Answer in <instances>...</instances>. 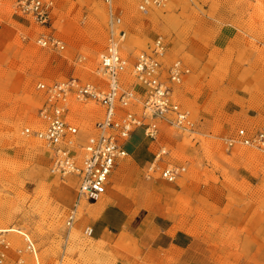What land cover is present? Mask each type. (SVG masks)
<instances>
[{
  "label": "rangeland",
  "instance_id": "1",
  "mask_svg": "<svg viewBox=\"0 0 264 264\" xmlns=\"http://www.w3.org/2000/svg\"><path fill=\"white\" fill-rule=\"evenodd\" d=\"M18 1L0 0V230L9 243L1 264H35L23 252L25 236L38 264H115V247L86 237V224L77 227L83 207L66 228L77 203L75 182L52 176L48 150L23 134L40 128L45 96L37 84L102 83L107 8L101 0H48L50 22L43 27L20 13ZM139 1L113 0L125 32L120 53L132 62L156 38L167 43V59L189 70L177 100L195 129L161 125L155 142L135 131L106 197L135 221L148 213L197 235L193 264H264V153L224 144L239 129L254 134L264 125V0H169L147 14L137 11ZM40 35L54 36L64 50L40 48ZM101 114L94 103L71 102L68 118L85 138ZM159 152L160 166L185 167L175 183L145 177Z\"/></svg>",
  "mask_w": 264,
  "mask_h": 264
},
{
  "label": "built area",
  "instance_id": "2",
  "mask_svg": "<svg viewBox=\"0 0 264 264\" xmlns=\"http://www.w3.org/2000/svg\"><path fill=\"white\" fill-rule=\"evenodd\" d=\"M109 18L107 45L100 55L98 72L101 84L83 83L76 78L45 85L37 84L36 90L45 96L38 112L40 128L24 129L26 137L41 143L49 152L50 173L60 180H75L77 203L68 211L65 226L71 229L76 220L79 200L98 201L106 191L109 177L118 162L127 156L124 143L137 130L155 142L160 126L164 125L183 133H193L195 123L190 113L177 100L189 70L179 59L168 61V45L156 38L151 46L134 57L132 62L123 57L119 45L125 37L120 13L113 8V0H101ZM169 0H140L137 11L147 14L163 9ZM22 15L41 26L50 22L52 2L48 0H19ZM36 45L43 49L63 51V43L50 35H40ZM131 83L128 84V82ZM94 103L102 109L100 118L93 125V132L81 137L76 124L69 120L70 103ZM139 107V112L135 108ZM227 147L239 144L253 147L264 153V125L254 134L239 129L232 139L224 141ZM163 152L157 153L145 168V177L157 174L167 183H175L185 174L181 165L160 166ZM0 230V264L9 250V243ZM91 237L92 229L83 231ZM23 252L36 259L34 243L24 237Z\"/></svg>",
  "mask_w": 264,
  "mask_h": 264
},
{
  "label": "crops",
  "instance_id": "3",
  "mask_svg": "<svg viewBox=\"0 0 264 264\" xmlns=\"http://www.w3.org/2000/svg\"><path fill=\"white\" fill-rule=\"evenodd\" d=\"M168 56L169 54L167 58ZM170 60L172 59H168ZM119 165L120 162L109 177L108 184L110 179L114 178L115 170H118ZM57 179L60 181L59 178ZM72 180L75 182L73 178L62 180V182L71 183ZM106 194L107 187L105 194L98 201L89 204L87 208L82 204L86 201L79 200L76 220L80 208L83 207L82 213H79L77 227L83 228L86 224L85 227L92 229L90 239L115 247V264H193L192 257L196 259L198 254L195 251L192 256L189 251L194 248L197 250V235L185 229L176 228L177 224L174 223L167 224L165 221L160 223V220L156 221L155 217L148 213L135 221V215L132 212L110 202Z\"/></svg>",
  "mask_w": 264,
  "mask_h": 264
},
{
  "label": "bare ground",
  "instance_id": "4",
  "mask_svg": "<svg viewBox=\"0 0 264 264\" xmlns=\"http://www.w3.org/2000/svg\"><path fill=\"white\" fill-rule=\"evenodd\" d=\"M3 231V230H2ZM3 232H5V231H3Z\"/></svg>",
  "mask_w": 264,
  "mask_h": 264
}]
</instances>
